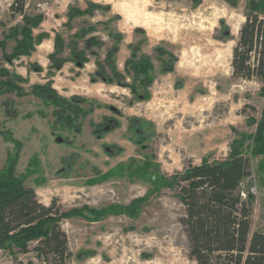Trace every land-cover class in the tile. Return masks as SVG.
<instances>
[{"label":"rangeland","instance_id":"1","mask_svg":"<svg viewBox=\"0 0 264 264\" xmlns=\"http://www.w3.org/2000/svg\"><path fill=\"white\" fill-rule=\"evenodd\" d=\"M15 1L0 0V171L17 153L16 173L41 203L55 199L64 211H81L62 221L72 253L66 264H196L181 223L185 207L170 183L204 159H228L233 140L256 131L264 84L234 78L231 64L240 31L233 33V26L244 23L249 0H26L28 16H43L34 35L49 37L31 57L9 62L17 45L12 30L25 24L11 9ZM257 1L264 14V0ZM92 4L95 16L66 26L69 12ZM89 23L98 29L91 35L105 42L93 48L101 61L114 43L110 29L123 35L116 56L122 72L129 44H140V53L151 56L149 100L117 84L93 82L91 54L82 69L72 62L54 78L48 75L56 32L69 42ZM76 41L84 48L83 39ZM157 47L174 55L172 71L162 69ZM3 70L23 78L22 91L5 86ZM48 81L63 97L86 99L78 103L86 115L72 128L58 121L55 106L30 93ZM5 102L15 117L7 116ZM251 171L239 190L245 198L253 195L252 229L264 232V155L252 157ZM36 244L27 253L0 249V264H43Z\"/></svg>","mask_w":264,"mask_h":264},{"label":"trees","instance_id":"2","mask_svg":"<svg viewBox=\"0 0 264 264\" xmlns=\"http://www.w3.org/2000/svg\"><path fill=\"white\" fill-rule=\"evenodd\" d=\"M25 6L26 0H16L11 6L14 14L22 15L25 24L12 30L10 36L16 39L17 45L12 54L7 55L9 62L21 56H32L37 46L49 37L47 33L34 35V29L41 25L43 16H28ZM92 7L95 4L89 5L87 9L69 12L66 26L70 27L77 17L94 16L96 12H93ZM259 7L257 0H249L245 21L233 48L231 64L234 78L257 80L264 84V14L258 11ZM97 31V24L89 23L72 34L69 42L61 33L56 32L54 51L49 55L48 75L53 77L67 62L84 68L89 62L88 54H91L95 56L97 65L93 82L100 80L117 84L129 88L141 100H149V88L155 81L151 56L140 53V44H129L131 56L125 62V72H122L116 56L123 35L110 29L108 36L114 43L101 61L100 55L93 48L102 47L105 42L91 35ZM76 38L83 39L84 48L79 47ZM67 50L69 56H62ZM155 50L164 72L172 71L174 55L162 47ZM33 67L36 71H43L38 64ZM2 74L9 76L5 81L9 90L22 91L18 83L24 81L23 78L10 76L8 70H3ZM30 93L44 97L47 104L55 106L54 114L58 121L65 123L68 128L74 126L80 114L86 115L87 111L78 105L86 99L60 96L51 81L44 85H34ZM5 106L7 116L15 117L17 113L12 105L5 102ZM113 128L110 125L106 131ZM258 155H264V109L255 133L250 136L242 134L241 138L233 140L228 159L213 163L204 159L202 164L188 167L181 176L176 175L172 183L169 182L177 188V197L185 207L181 223L190 242V256L196 264H264V232L252 229L253 195L248 193L245 198L239 190L241 183L252 174V157ZM16 162L17 153L8 157L0 171V249L12 247L27 253L31 243L36 242V257L43 264H66L72 253L62 221L81 211L75 208L64 211L55 199L49 205L41 203L36 191L26 185L25 178L17 175Z\"/></svg>","mask_w":264,"mask_h":264},{"label":"crops","instance_id":"3","mask_svg":"<svg viewBox=\"0 0 264 264\" xmlns=\"http://www.w3.org/2000/svg\"><path fill=\"white\" fill-rule=\"evenodd\" d=\"M94 16H95V15H94ZM74 33H75V32H74ZM95 33H97V32H95ZM43 42H45V39L43 40ZM43 42H42V43H43ZM42 43H41V44H42ZM53 43H54V39H53ZM41 44H40V45H41ZM53 47H54V44H53ZM53 51H54V50H53ZM92 56H94V55H92ZM30 57H31V56H30ZM89 57H90V56H89ZM94 58H95V56H94ZM89 62H91V60H90ZM89 62H88V63H89ZM67 63H72V62H67ZM67 63H66V64H67ZM66 64H65V65H66ZM86 64H87V63H86ZM86 64H85V65H86ZM65 65H64V67H65ZM64 67H63L60 71H58L57 73H60L61 71H63ZM78 68H79V67H78ZM81 69H82V68H81ZM53 78H54V77H53ZM65 80L68 81V79H65ZM53 87H54V84H53ZM54 89L57 90V88H55V87H54ZM58 91H59V90H57V92H58ZM58 93H60V92H58ZM61 95H62V94H61ZM61 95H60V96H61ZM62 97H63V96H62ZM65 98H66V97H65ZM102 107H104V106H102ZM91 122H92V121H91Z\"/></svg>","mask_w":264,"mask_h":264},{"label":"bare ground","instance_id":"4","mask_svg":"<svg viewBox=\"0 0 264 264\" xmlns=\"http://www.w3.org/2000/svg\"><path fill=\"white\" fill-rule=\"evenodd\" d=\"M224 15V14H223ZM239 22V21H238ZM240 28H241V22L239 23V24H237V25H235V26H233V33H238V31L240 30Z\"/></svg>","mask_w":264,"mask_h":264},{"label":"built area","instance_id":"5","mask_svg":"<svg viewBox=\"0 0 264 264\" xmlns=\"http://www.w3.org/2000/svg\"><path fill=\"white\" fill-rule=\"evenodd\" d=\"M242 184V183H241ZM242 195L245 196V194L242 192Z\"/></svg>","mask_w":264,"mask_h":264}]
</instances>
